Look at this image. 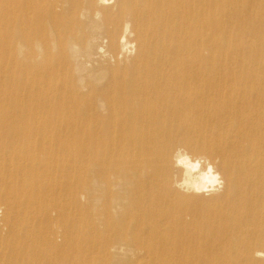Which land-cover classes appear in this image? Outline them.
<instances>
[{
	"label": "bare ground",
	"instance_id": "6f19581e",
	"mask_svg": "<svg viewBox=\"0 0 264 264\" xmlns=\"http://www.w3.org/2000/svg\"><path fill=\"white\" fill-rule=\"evenodd\" d=\"M0 3V264H264V0H68L30 18ZM40 45L60 57L22 72L62 83L30 90L14 73ZM177 153L223 181L205 216L207 194L175 187ZM62 155L63 197L48 168L19 176Z\"/></svg>",
	"mask_w": 264,
	"mask_h": 264
},
{
	"label": "rangeland",
	"instance_id": "374dc122",
	"mask_svg": "<svg viewBox=\"0 0 264 264\" xmlns=\"http://www.w3.org/2000/svg\"><path fill=\"white\" fill-rule=\"evenodd\" d=\"M15 1H16V3L14 4V6L16 9L17 8L22 9L23 6L26 7L27 5H28V7H31L32 10H31L30 14L28 15L29 18L34 16L35 14H39V13L46 14L47 10L51 6L55 7L56 10H58V11H60L63 7H65V11H67L69 9V4H67L68 0H49V1L48 0H24V1L23 0H15ZM64 1L65 2L67 1V2L65 3ZM3 10H4V5L2 3H0V15H1ZM20 14L21 13L18 12V15H20ZM22 19H23L22 17L19 18V23L22 22ZM1 22H2V17H0V34L4 32L3 25ZM32 28L37 29L36 26H33ZM46 32H48V30H46ZM243 40L245 42H248V44L255 45L254 41L257 40V38H255L254 36H247L246 39L244 38ZM38 42H40L39 39H37V43ZM42 47L43 46L35 47L34 49H31V50L26 49L24 51L25 52L24 55L19 57L20 62H21L20 63V65H21L20 70H18L17 73H14V74L18 75L17 79L21 83H23L22 84L23 87L27 86L30 90H32V89L37 90L38 88H41V86H46V85H44L45 83H47V85H48V84H51L50 82H52L51 85H53V86H58L60 83H62V81L58 78L54 79L53 81L51 79L50 82H48L49 80L48 81L33 80V79H31V77L28 74L22 72L23 68H25V69L26 68L27 69L33 68L35 70L34 67H36L37 65H42V66L44 65V67H46V69H48L49 65L53 64L60 57V52L58 51V49L51 47V49L46 50V48L44 49V47L43 48ZM260 48H263V46H260ZM37 50H39V51H37ZM0 53H1V49H0ZM40 53H42V54H40ZM1 56H2V54H0V58H1ZM130 59H132V56ZM122 62H123V60L119 61L116 59L114 62H112V65L121 64ZM22 127H24V125ZM50 135L55 137V138L57 137L59 140H62V141H67L68 138L73 139L72 138L73 135H71V133H66L65 131L63 133H59V134L52 131L50 133ZM23 144H24V147H28V142L23 143ZM43 148L45 150L47 149L46 151H51V150L55 149V148L51 147L50 145H46ZM40 158H41V155H40ZM17 159H19V157ZM26 164L29 165L30 160H27ZM46 164H45L46 167H41V168L39 167L36 169H32V167L26 165L27 167L24 166L22 168V171L19 174V176L20 177H27L28 172H33V174L39 175L40 173H43L45 169L47 171V168H48L47 176L48 177H58L59 183L64 184L66 189H64L62 192L60 190H53L51 187H49L47 189L48 190L47 195L52 196V198H56L57 196L63 197L64 195H66L67 189L71 185H73V184L75 185L77 183V177H76L77 166L75 163L74 156L73 155H70V156L69 155H62L61 157L60 156L57 157L54 161H50ZM2 167H3V165H0V169ZM10 169L13 171H18V164L15 163L14 165H11ZM31 177H33V176H31ZM25 184L26 183H21L19 186L24 189ZM14 186H16V185H14ZM32 194H34V192H30L27 195H32ZM35 195H37V194H35ZM207 195L203 196V202L202 203H197L193 207V209H194L193 212L201 215V217L205 216V214L209 210H211L210 208H208L206 203H210L211 201H213L217 197V195H215V194L208 195V196ZM19 210H20L21 215L20 214L18 215L17 220H19V221H22V219L25 220V217L27 216V214H26L27 211H23L24 209H19ZM4 219H5V211H1L0 212V230H2V235H4V239L9 240V237L10 238H12V237H11V234L8 235L9 231H7L6 227H4L5 226ZM16 243L17 242H15V244ZM15 244H12L11 247L12 246L15 247L16 246ZM4 248H7V247L5 245H3L2 243H0V249L2 250ZM90 256H92L91 253H90ZM98 259L99 258H97L95 254H94V259L91 258L92 262H95L96 264H99L101 262ZM138 262L142 263V264H146V262H148V259H144V260H141Z\"/></svg>",
	"mask_w": 264,
	"mask_h": 264
},
{
	"label": "clouds",
	"instance_id": "9594fccd",
	"mask_svg": "<svg viewBox=\"0 0 264 264\" xmlns=\"http://www.w3.org/2000/svg\"><path fill=\"white\" fill-rule=\"evenodd\" d=\"M112 0H102V3H110ZM130 25H125V33L128 34ZM122 43H124L122 38ZM103 51V49H101ZM135 52L134 44H125L122 48V53L133 55ZM177 167L184 169V178L175 185L178 189L185 192H195L197 194H209L220 190L223 187V181L218 172L214 171L211 163L197 159L195 162L187 154L180 155L177 153L175 158ZM206 164V171H201V165ZM258 258H264V252H257Z\"/></svg>",
	"mask_w": 264,
	"mask_h": 264
}]
</instances>
